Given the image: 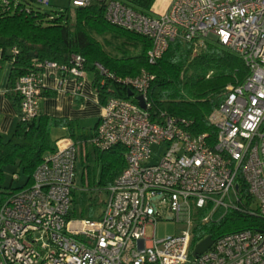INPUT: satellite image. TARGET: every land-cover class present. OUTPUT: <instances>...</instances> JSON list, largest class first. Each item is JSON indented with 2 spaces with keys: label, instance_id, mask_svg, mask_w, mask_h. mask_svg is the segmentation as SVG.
<instances>
[{
  "label": "built area",
  "instance_id": "2783aa9c",
  "mask_svg": "<svg viewBox=\"0 0 264 264\" xmlns=\"http://www.w3.org/2000/svg\"><path fill=\"white\" fill-rule=\"evenodd\" d=\"M93 1L104 4L107 22L150 40V64L176 38L196 48L212 38L238 54L248 74L225 87L223 101L208 115L212 136L193 134L190 120L167 112L152 119L148 95L154 75L145 69L119 78L94 63L100 84L116 81L133 96L106 99L88 144L99 152L122 146L125 165L104 188L98 215L75 218L70 211L78 149L70 137L57 139L31 183L0 206V264H264V225L224 234L196 257L198 242L191 245L194 217L205 207L202 223L221 210L256 215L264 223V0H169L162 12L151 7L149 13L134 10L129 0H71V5ZM34 4L48 5L49 0H0V14L30 12ZM85 65L79 54L71 56L69 65L37 64L75 78L83 76ZM41 86L40 72L16 80L22 121L39 115ZM139 95L144 109L135 99ZM241 180L256 209L247 208ZM162 219L186 229L161 239L153 231L146 238V226Z\"/></svg>",
  "mask_w": 264,
  "mask_h": 264
},
{
  "label": "trees",
  "instance_id": "16d2710c",
  "mask_svg": "<svg viewBox=\"0 0 264 264\" xmlns=\"http://www.w3.org/2000/svg\"><path fill=\"white\" fill-rule=\"evenodd\" d=\"M26 2L31 6V2ZM153 2L129 0L127 4L136 11L149 13ZM19 4L25 7L21 2ZM32 6L34 9L31 8L30 12L16 9L0 14V69L3 61H12L7 95L19 115L10 137L4 140L0 135V206L11 193L31 183L32 173L43 155L54 149V141L50 137L52 127H66L73 135L74 125L68 119L39 114L31 121H22L19 114L20 96L15 90V82L29 72L41 73L43 68L37 64L50 61L69 65L73 54L83 56L86 60L85 70L95 71L93 85L101 106L110 96L128 98V89L109 79L100 84L101 76L94 63L103 65L119 78L135 76L145 69L154 75L148 95L152 119L161 112H167L190 120L193 134L208 132L212 136L215 128L208 122V115L223 101L225 87L242 82L248 74L240 56L212 38L203 39L205 46L201 48H196L193 42L176 38L162 57L150 64L146 56L151 46L150 40L107 22L104 4L99 1L72 10L61 9L57 15L43 12L40 5ZM50 16L52 19H48ZM138 49L137 54H129ZM94 151L100 166L99 175L96 178L87 168L86 176H81L79 188L83 190L78 187L73 190L70 216L75 218L98 215L100 209L97 211V204L103 203L99 198L100 190L111 184L125 165L122 146L117 145L107 152ZM84 156L88 159L87 150ZM8 166L19 168L25 176L20 185H2L4 169ZM241 191L247 208L256 209L242 180ZM206 211L207 207L199 210L194 217L192 246L207 236L216 239L227 233L246 228L257 229L264 225L258 216L235 210H227L217 221L202 223L200 218Z\"/></svg>",
  "mask_w": 264,
  "mask_h": 264
},
{
  "label": "crops",
  "instance_id": "0c3cea01",
  "mask_svg": "<svg viewBox=\"0 0 264 264\" xmlns=\"http://www.w3.org/2000/svg\"><path fill=\"white\" fill-rule=\"evenodd\" d=\"M11 68L12 61L5 60L0 69V135L4 140L10 137L19 119L18 110L7 95ZM94 75L92 69H86L79 78L52 67H44L41 72L39 114L68 119L74 125L73 135L66 127H52L51 139L55 142L61 137H70L83 153L87 150L88 139L94 133L102 111L93 85Z\"/></svg>",
  "mask_w": 264,
  "mask_h": 264
},
{
  "label": "rangeland",
  "instance_id": "374dc122",
  "mask_svg": "<svg viewBox=\"0 0 264 264\" xmlns=\"http://www.w3.org/2000/svg\"><path fill=\"white\" fill-rule=\"evenodd\" d=\"M169 3V0H154L152 8L156 12H162L165 10ZM69 8L70 10L73 9V6L71 5V0H49L48 5H42L40 6V9L43 12L50 13L51 15H57V13L61 9H66ZM101 39V38H100ZM139 52L138 50L131 51L129 54H137ZM87 151L89 153L88 159L85 158L84 153L81 151L80 146H78V160H77V171H76V178L75 182L76 185L75 187H78L79 190H83L82 188H79L81 185V176L83 174V177L86 176V170L89 168L91 170V173H94V176L96 178L99 175V169L100 166L97 163L95 156L96 152L94 151V148L88 144L87 146ZM14 172L15 174H13ZM13 175H17L18 178L17 180L14 179ZM25 180V176L22 174L21 170L19 168H14L12 166H8L4 169V181L2 183L3 186H12L16 187L21 184L22 181ZM78 190V191H79ZM105 197V189L101 190L99 194V198L101 201H103ZM99 207L97 208V211L101 209L102 203L100 202L97 204ZM224 214V211L221 210L218 214L214 216V221L219 220ZM186 229L185 226H183L181 223L176 222L174 220H158L155 224L153 225H147L145 228V237L146 238H152L153 236V231H154V236L156 239H161L169 235H175L179 234L182 230Z\"/></svg>",
  "mask_w": 264,
  "mask_h": 264
},
{
  "label": "water",
  "instance_id": "95a60500",
  "mask_svg": "<svg viewBox=\"0 0 264 264\" xmlns=\"http://www.w3.org/2000/svg\"><path fill=\"white\" fill-rule=\"evenodd\" d=\"M127 96L128 97L133 96V92L129 89L127 90ZM135 99L138 101L139 106L142 109H144L145 103H144L142 97L139 95V96H136ZM213 241H214V239H212L210 236H207L204 239H202L201 241H199L196 244V246L194 247L193 255L196 257V256L200 255L201 253H203L204 251H206L212 245Z\"/></svg>",
  "mask_w": 264,
  "mask_h": 264
}]
</instances>
